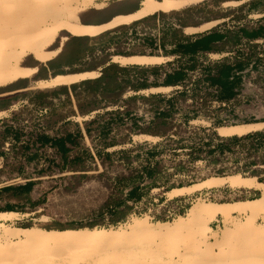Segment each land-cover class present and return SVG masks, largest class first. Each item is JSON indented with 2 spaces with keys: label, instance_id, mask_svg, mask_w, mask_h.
<instances>
[{
  "label": "rangeland",
  "instance_id": "1",
  "mask_svg": "<svg viewBox=\"0 0 264 264\" xmlns=\"http://www.w3.org/2000/svg\"><path fill=\"white\" fill-rule=\"evenodd\" d=\"M82 1L64 0L63 2L75 7L77 3ZM139 1L92 0V3L98 4L100 7H89L86 11L79 13L78 17L84 23H101L115 14L127 13L137 8ZM231 1L236 3L231 4ZM251 10L263 12L264 0H200L180 11L169 13L167 16L177 18L181 26L185 27L228 18L229 21L236 23L245 19ZM155 16L166 17L161 13L155 14ZM147 23L152 24V21H147ZM62 37L65 38L64 41L61 39ZM213 41L212 38L211 40L204 38L198 41L195 47H205ZM114 42L116 41L111 35V31L105 32L97 38L74 37L66 32H61L47 47V50L60 48L58 54L48 62L38 63L31 55L22 58L21 65L36 66L37 72L29 79H19L12 84L0 87V111L9 109L11 105L20 100L42 104L47 102L50 97L68 95L70 91L73 101L67 100L59 106L51 108L47 124L49 135L55 136L58 133H64L72 125L70 122H65L66 118L80 117L81 114L89 110L99 108L103 102H117L128 85L133 89L139 87L134 86L129 80L118 82L117 78L119 77L118 73L121 72V67L117 63L111 62L110 57L122 54L105 53V50ZM106 64L108 66L103 67ZM98 68L101 70H97ZM84 70H96L101 74L91 80L51 89H40L36 84L38 80L47 79L58 73H73ZM135 100L130 99V109L135 106L133 104ZM131 122H133L132 119ZM102 131L98 141L105 142L108 135L105 134V130ZM186 133L183 129L167 123L165 119H156L149 126L141 129L139 133H131L136 144L132 145L130 150L106 152L104 149L108 145H93V152L99 157L98 162L93 161L89 150L80 152L75 156L78 160L75 161L73 168L85 172L82 175L67 174L68 171L63 166L60 154H58V159L61 175H52L53 172L49 168L45 171L38 168L36 159L26 156V146L14 145L11 148V154L7 152L6 158L0 162V208L8 207L17 215L3 218L4 220H0V223L11 228L37 227L45 230L100 227L116 229L119 226L130 225L134 219H144L149 225H160L172 223L179 217L186 218L187 209L196 202L232 203L238 200H252L259 196L260 192L255 188L224 186L200 189L184 193L178 197L169 196L168 192L176 187L190 186L212 176L227 177L241 174L244 177L253 176L257 181L264 182V127L257 132H250L261 134L258 145H263V147L247 154L246 168L240 171L228 169L227 166L223 170H216L219 161L213 156L199 163V157L206 156L208 147L207 145L199 148L193 147L195 145H177L182 139L190 140L191 135ZM142 134L155 138H143L141 137ZM171 134H175L177 140L171 139L173 142L165 144L166 140H170L168 138ZM236 137L227 138V144L234 145ZM143 139H147L151 148L141 158L139 151L142 148L138 142ZM247 139L248 144L253 140L251 137ZM95 147H98L97 151L94 150ZM178 147H181V150H177ZM119 161L124 162V164L129 162L130 166H125ZM148 163H150L151 169H154L152 175L143 181L139 179L134 181L139 185L141 184L142 198L136 201L129 200L132 204L126 203V208L117 207L108 210V205L114 204L117 199H121L124 192L122 188L125 183L118 184L117 178L128 177V175L135 176ZM219 164L222 167V162ZM97 171L100 174H94ZM32 173L33 175H31ZM31 177L36 178V180L33 182L35 184L33 191L29 195L24 192L14 194L13 190L5 189L9 186L22 185L26 183V179ZM113 177L114 179H112ZM28 197L34 203L33 205L27 201ZM245 218L242 213L232 212L227 219L218 215H215L214 218H208L207 221L205 219L203 223L213 228L214 234L212 237L211 235L205 237L198 246L204 249L202 245L210 244L212 256L215 258L229 257L227 253L238 249L249 250L255 247L254 250H256L260 245L256 238V231L260 230L264 233V218L261 214L254 218ZM228 228H231L230 232L224 234L222 238L226 243H231L221 245L218 242L221 233ZM2 230L3 227H0V234H2ZM238 232L244 233L245 237L242 238L239 235L237 237L236 233L239 234ZM178 239L182 240L179 241ZM178 239L168 250L169 253L161 251L157 257L154 256L158 263L163 260V263L167 264L164 259L168 257L170 250L183 249L185 251L186 249L189 253L190 251L193 252L190 256L193 254L195 256L198 253V250L194 249L191 244L189 245L186 231L185 234L182 232ZM2 240L3 238H0L1 244L4 242ZM214 240L218 242L219 247L220 245L223 247L219 248ZM15 241L12 239V242ZM132 246L131 244L130 247ZM230 249H232L231 252ZM149 251L155 252L153 248ZM261 254L264 255V244L254 254V257L261 256Z\"/></svg>",
  "mask_w": 264,
  "mask_h": 264
},
{
  "label": "bare ground",
  "instance_id": "2",
  "mask_svg": "<svg viewBox=\"0 0 264 264\" xmlns=\"http://www.w3.org/2000/svg\"><path fill=\"white\" fill-rule=\"evenodd\" d=\"M63 1L0 0V87L12 84L19 79L32 77L36 71L35 68L22 66V58L31 55L34 60L40 62L50 59L56 52L47 50V47L61 32L75 37L97 38L105 31L130 25L158 12L169 14L180 11L200 0H140L135 11L116 14L105 23H84L78 17L79 13L86 11L89 7H100V5L92 3V0L76 2L75 7L65 4ZM230 3L235 4L236 2L231 1ZM37 17L38 19H36ZM219 22L220 20L216 24ZM212 25L214 26V22L199 28L190 27L187 32L202 31ZM123 56L129 55H112L110 58L112 62L114 61L113 63L120 66L132 63L158 65L165 60L164 57ZM94 76V73L88 72L58 74L48 80H38L36 84L38 88H56L85 81ZM76 119L80 120V117H76ZM255 127V125L233 126L222 130L221 133H245ZM224 182H228L229 186L233 188L258 189L260 195L252 200H238L232 203L196 202L187 209L186 218L179 217L172 223L160 225H149L144 219H134L130 225L119 226L116 229L100 227L45 230L37 227L11 228L0 223V227H3L0 238L4 240L2 244L0 243V264H164L163 260L157 262V255L161 251L169 253L170 247L182 232L185 234V231L189 238V245L191 244L194 249L198 250V253L196 252L195 256H193L194 254L190 256L193 252L189 253L186 249L185 251L183 249L170 250V254L164 259L167 264H264V255L254 257V254L264 244V233L260 230L256 231V238L260 244L256 250H254L255 247H252L254 249L248 248L249 250L232 251L230 249L232 252L227 253L229 257H213L208 243L202 245L204 249L198 246L205 237L208 235L212 237L214 234L213 228L203 223L205 219L207 221L208 218H214L215 215L227 219L232 212L242 213L246 218H254L261 214L264 218V184L242 175L225 178L210 177L204 182L193 184L188 188H175L168 195L178 197L202 188H216ZM15 215L17 213L13 211H0V220L6 219V217H15ZM231 228L222 231L218 241L221 245L231 243H226L222 238L224 234L230 232ZM238 233L236 236L245 237L244 233ZM12 239L14 241L16 239V241L12 242ZM214 241L216 242V240ZM218 242L216 243L218 244ZM131 244L132 247H130ZM221 245L219 247L218 244V247H223ZM152 248L155 250L154 253L149 251Z\"/></svg>",
  "mask_w": 264,
  "mask_h": 264
},
{
  "label": "built area",
  "instance_id": "3",
  "mask_svg": "<svg viewBox=\"0 0 264 264\" xmlns=\"http://www.w3.org/2000/svg\"><path fill=\"white\" fill-rule=\"evenodd\" d=\"M170 24L180 28L177 21ZM240 28L248 31L264 28V11L251 10L245 19L236 23L229 21V18L222 19L218 24L204 29H216L222 34L228 32L230 37L236 38L227 41L221 50L198 51L194 56L164 55L165 60L158 65L131 64L130 74L122 71L118 73V82L129 80L134 86L142 84L143 87L133 89L128 85L117 102H103L99 108L81 114L80 120H77L76 116H71L66 118L65 122L77 124L80 130L78 141L83 145H104L103 141H98L100 129L95 123L103 124V121H109L107 141L123 145L119 149L111 147L104 149L109 152L130 149L136 144L131 133H139L156 119H165L167 123L191 135V141L182 139L177 145H195L193 146L195 148L207 145L206 156L199 157V163L213 156L219 163L222 162V167L218 163L216 170H223L226 166L235 171L246 168L247 154L260 148L253 140L250 144L235 143L223 151L216 149V145L226 143V139L229 138L219 136L218 127L264 120V34L247 37L239 32ZM186 34L192 36L196 33ZM118 35L122 38L126 52L137 43L143 44L146 39L158 37L149 27L132 24ZM220 65L232 68L229 80L233 78L238 80L237 86L233 88V95L229 98L221 96V87L213 81L216 68ZM238 65L241 67L237 68ZM169 80L171 82H168ZM130 99H136L132 109ZM67 100L73 101L70 91L68 95L50 97L42 104L20 100L9 109L0 111V134L7 132L6 139L0 147V162L6 158L7 152L11 154L12 146H26V156L35 158L38 168L44 171L49 168L53 172L52 175H61L58 159L60 153L57 147L50 142H42L41 138L48 136L55 139L63 135L58 133L50 136L47 121L51 108ZM123 137L125 141L120 142ZM168 139L170 140H166L165 144L173 142L171 139L177 140V137L171 134ZM138 144L142 148L139 151L140 157L143 158L151 145L147 139L139 141ZM177 150H181V147ZM89 151L93 161L98 162L99 157L93 149ZM140 173L145 177V174ZM34 180L36 178L31 177L26 179V182ZM127 203L132 204L129 201Z\"/></svg>",
  "mask_w": 264,
  "mask_h": 264
},
{
  "label": "crops",
  "instance_id": "4",
  "mask_svg": "<svg viewBox=\"0 0 264 264\" xmlns=\"http://www.w3.org/2000/svg\"><path fill=\"white\" fill-rule=\"evenodd\" d=\"M136 9L137 8H135L133 10H130L129 12L131 13V12L135 11ZM175 12H177V11H175ZM158 13H155V14H158ZM118 14H120V13H118ZM155 14L150 15L148 17H145L143 19H140L139 21H135V22H133L131 24L134 25V26L149 27L155 34L158 35V37L155 38V39H146L143 44L137 43L134 47L130 48L128 52H126V47L122 43V38H120V36L118 35L128 25L124 26V27H120L118 29H115V30L111 31V35L115 38L116 43L120 47V51H121L120 54L129 55V56H123V57H163L164 55H171V54H186V55H193L194 56V55H196V53L198 51L221 50V49H223V47L225 46L227 41L234 40V38L232 36L231 37L229 36L228 32H226L225 34H222V33L218 32L216 29L192 32V33H196L195 35H192V36H187V34H186V33H188L187 29H189L190 27L199 28L202 25H205V24H208V23H212V22H214V25H215L217 23V21H219V20L203 22V23H201L199 25H196V26H190L189 25V26H185L184 27V26H181L179 20L177 18H175V17H172V16L168 17L167 14L161 13L163 16H166V17L160 18V17H156ZM113 16H111V17H113ZM108 20H106V21H108ZM106 21L101 22V23H105ZM147 21H152V24L147 23ZM172 21H177L179 26H180V28H176L173 25H171L170 23ZM239 32L242 35H245V33L248 32V31L243 29V28H240ZM87 38H89V37H87ZM204 38H209L210 40L212 38V39H214V41L213 42H209V44L207 46H205V47H195V44H197L198 41H200V40H202ZM61 39L63 41L65 40L64 37H62ZM184 42H186V43L184 44ZM59 50H60V48L59 49H53V50H50V51H55L56 53H55L54 56H56L58 54ZM130 50H132L133 54H135V53H139V54L143 53V54H147V55H130ZM54 56H52L50 59H48L46 61H41V62L40 61H36V60L35 61L38 62V63L44 64V63L48 62L49 60H51ZM113 59H114V57H113ZM132 64L139 65V64H136V63H132ZM141 65H156V64H141ZM24 67H28V66H24ZM32 68H35V70H36L35 73H34V75H35L36 72H37V67L36 66H32ZM121 71L124 72L125 74L126 73L130 74V64H128V66L127 65L121 66ZM85 72L94 73L95 74L94 77H92V78H90L88 80L96 78L98 76V74H99V72L96 71V70H84V71H80V72L58 73V74H65V75H67V74H81V73H85ZM58 74H55V75H58ZM55 75H53V76H51V77H49L47 79H44V80L51 79ZM85 81H87V80H85ZM80 82H84V81H80ZM80 82H76V83H80ZM73 84H75V83H73ZM70 85H72V84H70ZM65 86H69V85H65ZM59 87H61V86H59ZM137 87L141 88V87H143V85L139 84V85H137ZM40 89H51V88H40ZM101 121H103V119H101ZM109 123H110L109 121H103V124L102 123H99V124L95 123L96 125H98V128L100 129V132H99L100 136L102 135V132H103L102 130H105V134L108 135V133H109L108 124ZM70 124H72L71 125L72 127L69 126V129L67 131H65L60 138L51 139L48 136H43L41 138V140L44 143H49L50 142V143L54 144L57 147V149H58V151L60 153V156L62 157L63 166L65 167L66 171H68L67 174H69V175H82V174H85V172L77 171V170H75V168H73L75 166V161L78 160V158L75 157V156L80 154V152H87V150L92 149L93 145H83L81 143V141H78V139L80 137L79 127L77 126V124H74V123H70ZM244 125H251V126L255 125L256 127H255V129H253L251 131H247L245 133H232V134H222L221 133L222 130L229 129V128L233 127V126H244ZM263 127H264V120L259 121V122H249V123H246V124H237V125L218 127L217 133L221 137L237 136L236 137L237 140H236L235 143L242 142L244 144H247V140H248L247 138L251 137L253 139V141H254L253 143H255V144L257 143V145H258L259 138L261 137V134L260 133H250V132H257V131L261 130ZM6 133L7 132L5 131L3 134H0V147L2 146L1 144L6 139ZM247 133H249V135H247ZM244 134H246V135H244ZM240 135H244V136L243 137L242 136L238 137ZM141 137L147 138V139H154L155 138V137L150 136V135H142ZM122 141H125L124 137L122 138L121 142ZM226 143H222V144H226ZM103 144L104 145H108V147H111L112 149H114V148L119 149V147H122V145L120 143L115 142V141H105V142H103ZM94 146H97V145H94ZM220 146L222 147L223 145H216V149L218 151H223V150L228 149L230 146H233V145H225L226 146L225 148H221ZM258 147H263V145H258ZM94 150L97 151V149H94ZM127 150H130V149H127ZM119 162H121V161H119ZM121 164H123L125 166H130L129 162H127L126 164H124V162H121ZM146 165H144L142 167V171H140L143 174H145V177H143L141 175V173L139 172L135 176L128 175V177H124V178H120V179L117 178V183L118 184L125 183L123 188H122L124 192L122 194V198L121 199H117L114 202V204L108 205V207H107L108 210H110L112 208H117V207L118 208L119 207L126 208L127 207L126 203L129 200L133 201V200L130 199V191L133 188H135V187L137 188L136 196H138L139 200L142 198L143 189L141 188V184L139 185L138 183H135L134 181H136L137 179H139L140 181H143L144 179H146L147 177L150 176V175H147V173L145 171ZM94 174L98 175L100 173L97 171ZM235 175H241V174H234V175H231V176H235ZM212 177L225 178L223 176H212ZM245 178L255 179V177H253V176L245 177ZM112 179H114V177ZM206 179H208V178H206ZM201 182H204V180L201 181ZM201 182H199V183H201ZM256 182H259V181L256 180ZM259 183L264 184V182H259ZM195 184H198V183H195ZM22 185H24V184H22ZM34 185L35 184L33 183V187H34ZM223 186L224 187L233 188V187L229 186L228 182H224V183L216 186V188L217 187H223ZM188 187L189 186L176 187V188H188ZM213 188H215V187H213ZM241 188H250V187H241ZM174 189H172V190H174ZM202 189H206V188H202ZM207 189H212V188H207ZM32 191H33V188H32ZM171 191H169V192H171ZM196 191H198V190H196Z\"/></svg>",
  "mask_w": 264,
  "mask_h": 264
},
{
  "label": "trees",
  "instance_id": "5",
  "mask_svg": "<svg viewBox=\"0 0 264 264\" xmlns=\"http://www.w3.org/2000/svg\"><path fill=\"white\" fill-rule=\"evenodd\" d=\"M262 34H264V28H259L256 31H248L245 33V36L255 37L257 35H262ZM240 67H241L240 65L237 66V68H240ZM231 70H232V68L229 66L220 65L216 68V76L213 78L214 83H216L218 86L221 87V90H222L221 96L225 97V98H229L233 95V88H235L238 84L237 78H233L232 80H229ZM247 135H249V134H247ZM235 140H237V138H235ZM219 145H223L222 147L221 146L220 147L225 148L226 147L225 145H229V144L226 143V144H219ZM145 171H146L147 175H152V173L154 172V169H151V167H150V163H148L146 165ZM32 188H33V181H27L22 186L18 185V186L5 187V189L13 190L14 194H20V193L24 192L27 195L31 194ZM136 194H137V188L135 187L130 191V199L133 201L138 200V196H136ZM27 201L29 202L30 205L34 204L29 197L27 198ZM11 210L12 209H10L8 207L0 208V211H11Z\"/></svg>",
  "mask_w": 264,
  "mask_h": 264
},
{
  "label": "flooded vegetation",
  "instance_id": "6",
  "mask_svg": "<svg viewBox=\"0 0 264 264\" xmlns=\"http://www.w3.org/2000/svg\"><path fill=\"white\" fill-rule=\"evenodd\" d=\"M115 43L116 42H114L113 45L109 46V48H107L105 50V53H107V52L121 53L119 45L117 43L116 44ZM106 66H108V64L104 65L103 67H106ZM97 70L100 71L101 68H98ZM78 72H80V71H78ZM99 74H101V73H99Z\"/></svg>",
  "mask_w": 264,
  "mask_h": 264
}]
</instances>
